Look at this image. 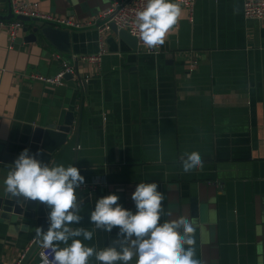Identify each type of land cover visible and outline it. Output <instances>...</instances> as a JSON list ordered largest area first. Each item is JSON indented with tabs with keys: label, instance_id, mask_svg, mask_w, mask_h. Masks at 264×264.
Returning <instances> with one entry per match:
<instances>
[{
	"label": "crops",
	"instance_id": "1",
	"mask_svg": "<svg viewBox=\"0 0 264 264\" xmlns=\"http://www.w3.org/2000/svg\"><path fill=\"white\" fill-rule=\"evenodd\" d=\"M17 1L84 24L66 28L69 53L28 39L36 20L2 19L27 28L12 41L0 25V143L31 126L62 123L73 108L72 130L48 165H75L82 185L100 184L77 189L83 220L72 226L94 232L84 243L104 248L118 231L90 223L97 199L116 193L135 211L131 196L138 183L156 182L165 211L172 212L162 220L187 216L195 222L200 264H264V20L245 18L242 0H193L191 9L181 5L183 15L159 52L147 54L93 25L118 0ZM9 8L12 0H0V14ZM99 49L100 64L79 61L62 86L31 77L53 75L61 59ZM192 59L197 63L190 70ZM193 150L203 168L184 173L181 155ZM28 224L0 218V264L26 254L36 237ZM39 250L24 264H35ZM89 264L98 262L92 257Z\"/></svg>",
	"mask_w": 264,
	"mask_h": 264
},
{
	"label": "clouds",
	"instance_id": "2",
	"mask_svg": "<svg viewBox=\"0 0 264 264\" xmlns=\"http://www.w3.org/2000/svg\"><path fill=\"white\" fill-rule=\"evenodd\" d=\"M187 0H146L135 12L133 33L139 36L146 49L162 46L183 15L181 5ZM25 148L13 162L4 180L5 191L26 201L38 202L47 210V230L36 229V241L41 249V264H89L94 257L98 264H200L195 259L194 221L187 216L172 219V212L163 207L164 196L156 182H140L132 193L135 211L118 201L111 193L97 199L90 213L95 229L112 233L115 238L104 248L88 246L94 232L80 225V201L77 189L85 182L80 169L63 163L49 166ZM184 173L202 170L199 151L181 155ZM82 237V239H80ZM70 242V243H69ZM61 244L64 246L61 247ZM187 246V247H186Z\"/></svg>",
	"mask_w": 264,
	"mask_h": 264
},
{
	"label": "water",
	"instance_id": "3",
	"mask_svg": "<svg viewBox=\"0 0 264 264\" xmlns=\"http://www.w3.org/2000/svg\"><path fill=\"white\" fill-rule=\"evenodd\" d=\"M11 17L23 21L36 20L28 16L12 14L10 8L6 15L0 14V20L9 19ZM22 29L26 31L27 28L23 26ZM110 29L124 41L131 50L134 52L137 51V40L135 37L131 36L124 29H118L114 23L110 24ZM38 38L53 46L61 53L70 52V33L66 28H55L51 25L44 24L42 21L36 20L32 33L29 34L28 39L36 40ZM65 77L71 78L72 75L67 74ZM80 80L83 86H85L86 80ZM73 120V108H69L64 114L62 123H50L46 126H31L29 130L22 134V137L9 140L7 143H0V218L6 220L12 218H25L29 221L28 227L32 230L34 229L36 231L39 226H43L44 229L47 230V210L38 202L26 201L22 197L17 198L7 193L5 191L4 180L9 170L13 167L14 160L25 148L29 149L30 154H34L39 150L43 155L38 158L49 164L54 150L66 142L68 134L72 130ZM2 164L4 167H2ZM192 201H194V199ZM191 207L194 208V203L191 204ZM38 246L35 237L20 264H24Z\"/></svg>",
	"mask_w": 264,
	"mask_h": 264
},
{
	"label": "built area",
	"instance_id": "4",
	"mask_svg": "<svg viewBox=\"0 0 264 264\" xmlns=\"http://www.w3.org/2000/svg\"><path fill=\"white\" fill-rule=\"evenodd\" d=\"M192 2L193 0H187V3L183 4V6L189 7L191 9ZM145 5L146 0L115 1L111 3L106 10L99 14L98 20H95L93 25L97 31L102 32L110 29V24L114 23L118 29H124L131 36L136 38L137 46L141 52L147 54H157V52H159L160 46L158 48L148 50L144 47L143 42L140 41L139 36L133 33V20L135 12L142 9ZM12 12L17 15L34 18L38 21H42L46 25H51L55 28H80L84 25L83 23L68 17H58L50 13L41 12L38 9V4L36 2L27 3L24 1L12 0ZM242 12L245 18L264 20V0H242ZM90 24L92 23H86L85 25ZM0 25L7 28L11 41L14 40L17 30L23 27V23L17 19L9 22L0 20ZM102 55V49L86 54H76L68 60L61 59V69L57 73L53 75L32 74L31 77L43 83L62 86L65 82V75L69 74L73 76L74 72L76 73V68L79 61L91 64H100ZM53 57L58 58L60 57V54L54 53ZM196 63V59L191 60L190 70H192V67ZM98 185H100L98 181H93L89 183L88 186L82 185V188L92 191L97 188ZM42 250L43 249L40 248L38 251L35 264H41L39 253ZM23 256L24 255H22L14 264H20Z\"/></svg>",
	"mask_w": 264,
	"mask_h": 264
}]
</instances>
